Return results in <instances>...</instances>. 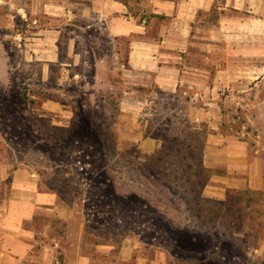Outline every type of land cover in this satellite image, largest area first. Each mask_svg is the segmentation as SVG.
Returning <instances> with one entry per match:
<instances>
[{
    "label": "rangeland",
    "instance_id": "rangeland-1",
    "mask_svg": "<svg viewBox=\"0 0 264 264\" xmlns=\"http://www.w3.org/2000/svg\"><path fill=\"white\" fill-rule=\"evenodd\" d=\"M74 1L50 2L60 11ZM117 1L138 18L154 16L158 2ZM22 13L0 5V19L20 33L8 37V46L12 63L21 62L10 67L7 87L0 84V176L30 169L39 191L57 194L65 218L46 210L33 224L48 227L49 240L68 248L62 264L93 263L104 253L116 264H264V188L212 194L227 170L210 167L204 150L208 134L219 130L247 141L252 156L264 158V83L253 82L244 92L222 88L219 104L207 105L219 116V127H211L205 119L192 121L190 109L203 103L126 87L124 53H109L117 43L106 47L95 30H77L84 63L69 70L29 65L33 61L19 49L39 25L31 23L34 17H41ZM101 56L106 61L98 71L94 59ZM10 188L6 177L0 192Z\"/></svg>",
    "mask_w": 264,
    "mask_h": 264
},
{
    "label": "crops",
    "instance_id": "crops-1",
    "mask_svg": "<svg viewBox=\"0 0 264 264\" xmlns=\"http://www.w3.org/2000/svg\"><path fill=\"white\" fill-rule=\"evenodd\" d=\"M50 1L21 4L20 0H0V5L11 6L22 15L29 12L41 17H34L31 23L39 25L25 36V48L20 46L19 51L33 61L29 65L38 64L42 70H49L53 64L69 70L72 63H84L85 54L76 50L77 30H95L106 47L117 43L109 53H124L120 65L126 87L157 90L185 98L188 103H203V108L198 105L190 109L192 121L205 119L216 128L219 116L207 105L219 104L222 88L244 92L253 82L254 87L264 83V0H158L150 18L133 17L128 6L117 0H75L72 8L66 4L60 11L57 6L53 10ZM216 9L213 22L210 18ZM52 14L60 19H52ZM49 20L57 23L55 27ZM5 23L10 25L11 21L0 19V84L7 87L10 67H19L21 62L12 63L14 54L8 46V37L15 39L20 33L10 32ZM252 24L253 30H246ZM101 58L100 62L94 59L98 71L106 61ZM249 145L219 130L208 134L204 149L207 164L227 170L226 176L216 180L224 185L212 186V194L229 187L264 188V158L252 156ZM6 177H10L11 188L0 192V264H62L68 248L49 240L48 227L38 230L33 224L46 210L49 215L56 212L65 218L57 194L39 191L30 169H14L10 176L2 174L0 184ZM126 253L121 252L124 260L128 259ZM104 255L88 264H116L110 258L105 260Z\"/></svg>",
    "mask_w": 264,
    "mask_h": 264
}]
</instances>
